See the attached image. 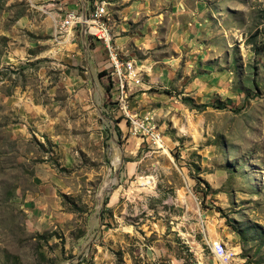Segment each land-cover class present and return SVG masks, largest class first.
<instances>
[{
    "label": "rangeland",
    "instance_id": "374dc122",
    "mask_svg": "<svg viewBox=\"0 0 264 264\" xmlns=\"http://www.w3.org/2000/svg\"><path fill=\"white\" fill-rule=\"evenodd\" d=\"M180 2L172 41L117 49L136 131L103 43L98 73L0 0V264H264V0Z\"/></svg>",
    "mask_w": 264,
    "mask_h": 264
},
{
    "label": "crops",
    "instance_id": "0c3cea01",
    "mask_svg": "<svg viewBox=\"0 0 264 264\" xmlns=\"http://www.w3.org/2000/svg\"><path fill=\"white\" fill-rule=\"evenodd\" d=\"M40 20L32 26L40 30L50 43L60 38V24L68 12L74 11L81 16L89 15L91 10L102 3L106 4L112 25L113 42L124 56H132L133 50L146 54L150 49L161 45L169 38L174 39L181 24L188 20L181 0H33ZM165 16V19H164ZM23 25L29 23L22 21ZM134 23H139L134 27ZM71 36V51L76 53L77 63L89 70L100 72L106 68L103 47L100 41H93L84 26L78 25L68 33ZM129 58V57H128ZM149 61V59H146ZM149 63V62H148ZM138 64V62H137ZM127 66V67H126ZM144 66V65H143ZM156 64H150L153 69ZM133 60L125 61L126 71L133 73L135 80L141 82V72ZM151 69V68H150ZM137 70V71H136Z\"/></svg>",
    "mask_w": 264,
    "mask_h": 264
},
{
    "label": "built area",
    "instance_id": "2783aa9c",
    "mask_svg": "<svg viewBox=\"0 0 264 264\" xmlns=\"http://www.w3.org/2000/svg\"><path fill=\"white\" fill-rule=\"evenodd\" d=\"M110 13L106 4L102 3L95 6L89 15L81 16L77 12L71 11L66 14L65 19L61 23L62 30L72 31L76 26L82 25L85 30L91 34L97 41L102 42L109 51L112 72L110 73L113 81L111 88V98L119 107V110L124 113L125 117L133 121L134 128L137 130H145L144 123L135 122L130 113L129 100L131 96V87L139 85L141 82L135 80V76H129L125 69V61L119 58V52L113 43L112 25L110 22ZM138 72L141 70L138 68ZM148 122V120H143ZM159 135L152 134V140L158 142ZM212 252L220 260L222 264H230L236 253L228 249L226 244L220 241L212 244Z\"/></svg>",
    "mask_w": 264,
    "mask_h": 264
},
{
    "label": "bare ground",
    "instance_id": "6f19581e",
    "mask_svg": "<svg viewBox=\"0 0 264 264\" xmlns=\"http://www.w3.org/2000/svg\"><path fill=\"white\" fill-rule=\"evenodd\" d=\"M126 67H127V66H126ZM127 72H128V71H127ZM132 74H133V73H131V72H128V75H129V76H133ZM138 82H139V81H138Z\"/></svg>",
    "mask_w": 264,
    "mask_h": 264
},
{
    "label": "trees",
    "instance_id": "16d2710c",
    "mask_svg": "<svg viewBox=\"0 0 264 264\" xmlns=\"http://www.w3.org/2000/svg\"><path fill=\"white\" fill-rule=\"evenodd\" d=\"M104 75H105V73H103V74L101 73V74H100L101 77L104 76Z\"/></svg>",
    "mask_w": 264,
    "mask_h": 264
}]
</instances>
